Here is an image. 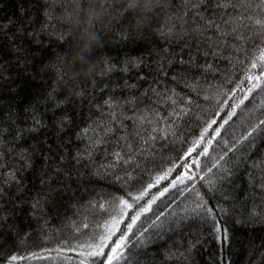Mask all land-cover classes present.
I'll return each instance as SVG.
<instances>
[{
	"label": "trees",
	"instance_id": "1",
	"mask_svg": "<svg viewBox=\"0 0 264 264\" xmlns=\"http://www.w3.org/2000/svg\"><path fill=\"white\" fill-rule=\"evenodd\" d=\"M262 50L264 0H0V264H264Z\"/></svg>",
	"mask_w": 264,
	"mask_h": 264
},
{
	"label": "snow or ice",
	"instance_id": "2",
	"mask_svg": "<svg viewBox=\"0 0 264 264\" xmlns=\"http://www.w3.org/2000/svg\"><path fill=\"white\" fill-rule=\"evenodd\" d=\"M260 59L264 60V50H262V52H261ZM253 67H256V65L253 64ZM106 103H108V102L106 101ZM84 132L86 133L87 130H84ZM162 178H163V177H161V179H162ZM150 187H151V185H150ZM138 198H139V197H137V199H138ZM120 203H121L122 205L126 206V207H131V205H129V204L127 203V201H125V200H123V199H121ZM101 207H103V205H101ZM119 247H120V245H119V243H117L116 247L113 248V250H112L113 253H115V252L118 250ZM100 254H101V252H93V253H91V255H94V256H99ZM114 258H115L114 255H109V258H108V260L105 262V264H111V261H112V259H114ZM11 259H12V260H15L16 257H12Z\"/></svg>",
	"mask_w": 264,
	"mask_h": 264
}]
</instances>
